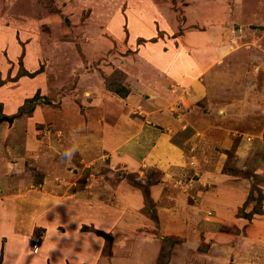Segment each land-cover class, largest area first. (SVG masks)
<instances>
[{
	"label": "rangeland",
	"instance_id": "rangeland-1",
	"mask_svg": "<svg viewBox=\"0 0 264 264\" xmlns=\"http://www.w3.org/2000/svg\"><path fill=\"white\" fill-rule=\"evenodd\" d=\"M129 1L132 0H0V29L3 30V26H6L9 21L12 26L16 27L15 31L18 30L17 27L19 26L25 29L23 31L28 37H32L31 33L36 31L38 37H34V45H30L29 48V52L32 53L30 63L34 68L32 72H36L37 75L41 73L43 87L49 93L48 97V95L42 93L40 87H36L37 89L34 88V92L25 94L27 91H24V86L15 87L16 84L13 82L19 79L16 75L23 71L25 65L24 49H21L22 53L19 58L14 62H10L7 58H4L7 51L0 48V79L2 80L0 98H7L10 103L17 106L14 114L3 116L11 117L9 122L11 124L15 117L33 111V105L31 109H23L22 105L26 104V107H29L30 104L27 105L25 100L32 97L36 92H39L41 96L36 101L41 104L42 112L49 115L48 119L37 126L38 154L36 153L35 156L27 155L24 148L22 149L24 152L20 153L26 154V157L23 155L15 158L16 160L10 159L9 161L18 162L16 169L22 175L25 171L33 173L28 184L26 183L28 186L22 185V189L24 188L22 195L25 194L29 202L32 198L28 195L29 193L36 194L40 200L46 201L48 206L46 204V206L41 207L43 212L49 210L50 207L53 208L54 204H65L66 207L68 204L72 205V199L75 198V204L72 208L76 211L78 220L81 222L78 227H76L77 225L69 226L71 230L65 233L68 240H70L69 242L75 243L74 245L77 246L80 245L79 251L77 250V254L71 255L73 258L68 257V255V258L64 256L67 259L64 262L57 261L58 256L56 259H54L56 256H53L54 261H56L53 264H79V262L84 264L79 258L85 248V254H91L94 261L95 259L98 261L96 264H110L109 258L111 256H113L111 264H152V258L157 255L153 254L155 248L159 251L158 249L162 244V238L159 237L158 231H155L154 235L144 234V236L132 237L133 232L130 230L124 236H121L120 233L126 231L118 228L116 232L120 235L117 234V237H112L104 229H98L93 219L94 216H97L96 209L100 202L104 205L109 203L116 207L118 211L115 212V215L117 217L122 214L121 209H119V207H122L120 206L121 203L115 202L116 200L112 198V195H114L112 190L116 181L126 180L128 187L137 188L143 194L142 183L147 180L154 181L153 183L163 180L164 174L156 166L157 162L152 165L145 164L140 169L135 168L136 166L133 169L128 163L126 166L121 164L119 169H112L109 166L108 151L103 147L102 138L105 134H113L114 127L102 128L101 130L105 133L100 136L101 130H88L86 123L78 130H75L74 127L75 129L63 128L61 131L60 128L53 126V123H51L53 122V116H57L61 110L63 112L71 110V113L75 112L76 115H85L89 120L93 121L95 119L98 121L96 116H98L101 105L96 107L98 104L97 98H99L103 88L110 91L105 86L104 77L106 78L107 75L117 69L123 71L125 58L133 55V53L136 54L135 57L132 56V59L135 64L138 63L142 58L141 52L143 50L139 44L145 41H149V43L156 42L158 36L163 37L165 35V39H168L165 40L166 44L158 42L155 43V46L158 48L159 45L163 44V48L169 47V51L175 48L173 53L168 55L169 60L173 58L175 51L186 47L187 42L183 40L188 39H184L180 35L184 33L181 31L185 27L186 15L183 6L188 0H153L167 10L164 15L150 14L147 13L148 10L137 11L139 15L144 13L149 19L147 23L151 24L149 26H153L157 30V35L153 37L151 35L144 39L143 37H137V29L128 27L126 16H128V6L131 8L132 4L128 5ZM145 1L149 3L151 0ZM226 1H229V6L232 9L234 8L233 3L238 4L236 12L241 8L242 12L243 9L248 10V14L244 15L246 18H241V15L236 17V13L230 10L232 22H230L228 29L231 38L234 40V43H232L235 47L233 51L235 57L234 60L214 66L216 68L213 70L211 78L207 80L209 99L212 102L225 99L229 102L249 103L254 107L253 114L258 116L257 120L247 121V124H244L245 127L241 128V131L244 130L243 133L245 134L242 133L238 138L231 139L232 144L228 149L219 145H212L207 142L206 138H185L187 143L181 151L183 154H188V163L168 168L166 179L163 180V185L166 187L163 186V188L167 189L166 197L170 200H177L178 195L183 199L185 198V204L189 212H191L190 208L197 205V212H205L211 215L204 203L196 199L194 193L185 194V192L190 193L192 189L194 191L195 189L212 187V182L206 185L209 181L207 179L209 173H212L215 177L220 176L226 179L245 178L247 184H249L247 202L238 207L237 213H234V215L236 214L238 218H245L250 221L255 215L264 211V0ZM134 2L136 5L143 7L142 0H134ZM133 7L138 9L135 5ZM144 21L146 22V19ZM36 23L38 24L37 28ZM2 30H0V35L1 32H4ZM15 31H13V36ZM17 33H19V30ZM4 34L7 37L2 39L6 41L10 33L7 31ZM174 36L179 37L176 42L177 48L175 43L170 40ZM164 49L160 50L162 52L161 59L167 55ZM139 50L141 52L138 53ZM157 52L159 51L154 53ZM181 52L183 58L181 65L185 67L186 57L184 52ZM61 53L62 56L64 53L63 59L60 56ZM57 54L59 59L52 61V55ZM177 61L180 62V60ZM27 63L29 62L27 61ZM151 64H153L152 68H156V71L161 70L156 65L155 67L154 63L150 62V64L146 63L145 65L142 63L140 67L136 66L139 74L144 76L143 74L150 70ZM127 66H130V64H127ZM138 70L135 69V71ZM84 72H91V74L84 75ZM157 73L160 74L158 71ZM132 75L134 76L133 80L125 81V77L123 82L132 91L128 97L131 99L125 101V103L134 104L132 108L130 107L129 114L137 117L141 115V122L147 127L171 134L176 132L172 122L174 119L181 123L187 121L185 112L191 107L188 100L191 89L183 87L181 97L177 101L176 99L170 100V105L167 104L168 113L167 111L164 112L162 108L156 112L144 107L142 104L146 96L147 98L153 96L154 99L155 95H149V93L142 97L138 95L140 88L135 87L133 83L134 80L137 81L139 78L135 77L136 74ZM34 76L28 77L33 79ZM95 77L100 84L93 89L92 94L85 93L82 87L83 84L93 78L95 79ZM28 86L30 87V85ZM85 86L88 87L89 84H85ZM222 90H226L228 93H224ZM136 100L140 102V107H135ZM43 103L51 106L47 105L45 107L46 105H42ZM0 104V110H2L3 105L1 102ZM73 108L74 110H72ZM197 108L200 107L197 106ZM163 112L169 115L170 122L162 119ZM199 112L200 115L206 113L201 108ZM157 113L161 116V121H157ZM135 124H138V120ZM120 134L122 132L117 133L112 138H121ZM77 138H83L84 141H77ZM240 142H246L243 144L244 147L239 148L242 145ZM65 153H70V156L66 157ZM142 155L140 152L139 156ZM124 162L128 161L125 160ZM222 180L221 182H223ZM109 182L110 187L106 188L104 185ZM151 185H149V188ZM123 188L124 184L118 186L121 191H124ZM106 189H108V192ZM182 191L185 192L182 193ZM250 192L252 193L251 199H249ZM11 193L18 194L19 192L16 190ZM254 210L260 212L252 213V215L251 212ZM105 214L107 216L109 213ZM47 216L43 215L41 221L47 222ZM66 217L72 218L67 213ZM202 221L207 222L206 219ZM218 225L213 222L202 225L199 223L196 228H190L186 235L173 232L170 238L173 239L174 245L168 264H232L229 263V259L232 257L231 255L227 257V251H218V245H211V237L213 231L231 234L234 226L229 221H220ZM25 226L16 228L18 235L12 241V237H9L6 228H0V264H50L48 260L52 256L47 257L49 250L46 249V238L42 235L45 228L40 224L33 223L25 224ZM63 228L67 229L68 226H63ZM244 228L245 226L237 230L234 228L236 231L234 233L238 234ZM71 231L76 233L78 238L73 237L74 234L70 235ZM151 237L157 238V241L148 242L147 239ZM36 239H39L38 248L32 249L31 245ZM82 245H85V248H82ZM9 248L11 249L10 252L8 251ZM210 251H215L216 256H211V254L208 257L207 254ZM85 254L83 253V257H85ZM207 260H210V263H207ZM233 263L237 264L234 261Z\"/></svg>",
	"mask_w": 264,
	"mask_h": 264
},
{
	"label": "crops",
	"instance_id": "crops-1",
	"mask_svg": "<svg viewBox=\"0 0 264 264\" xmlns=\"http://www.w3.org/2000/svg\"><path fill=\"white\" fill-rule=\"evenodd\" d=\"M150 2L148 3L142 0L143 7L136 5L134 0L128 3V5L132 3L130 6L131 8L128 6V16H126L128 19V27L137 29V37H143V39L151 35L152 37L157 35V30L154 29L153 26H149L151 24L147 23L149 19L144 13L139 15L137 11L141 12L148 10L147 13L154 15H164L167 11L161 7L157 1L154 2L151 0ZM154 4L156 5L153 6ZM133 5L137 6L138 9L134 8ZM237 5L238 4L233 3L234 8L232 9L229 6V1L226 0H188L183 6V11L186 15L184 22L185 29L183 28L181 32L184 33L180 35V37L188 39L183 40L187 42L185 48L175 51V55L169 60L168 55L173 53L175 48L169 51V47H165V50L163 44H166L165 40L167 38L165 39V35V37L158 36L156 42L149 43V41H145L139 44L140 47H142L141 49H143L142 52L141 50L138 51V53H142V58L139 60L141 63L139 61L136 64L134 63L132 56L135 57L134 55L136 53L127 56L124 60L125 66L122 69L126 73L125 81L133 80L134 76L132 74H136L135 77H138L139 80H134L133 84L135 87L140 88V93H138V95H141V97L147 93H149V95H155L154 99L153 96L151 98H147L146 96V99L142 101L144 107L153 111L157 112L158 109L160 110V108H162L164 112L167 111L168 113L167 104L170 105V100L176 99L177 101V99L181 97V94H183V87L191 89V94H189L190 97H188L191 107L185 112L187 121L181 123L174 119L172 122L176 132L171 134L147 127V125L142 124L141 115L137 117L129 114L130 107L132 108V106H134V104L130 102L125 103L127 99H131L128 98L129 94L132 93L129 86L127 87L130 91L124 98L108 90H104V88L101 90L100 96L97 98L98 104L96 106L99 107V105H101V107H99L98 116H96L98 121L95 119L93 121L89 120L85 115H76L75 112L71 113V110L67 112L61 110L58 112L59 114H57V116H53V122L51 123H53V126L60 128V131L63 128H76L75 130H78L84 123H86L88 130L92 131H100L105 127H107V129H109V127H114L115 130L113 134L107 133L108 135L105 134L107 137L105 138V136H103L102 138L103 147L108 151L107 157L110 160L109 166L116 170L119 169L121 164L126 166L128 163L133 169L135 166V168L140 169L141 166L145 164L152 165L157 162L156 166L163 171V180L166 179L168 168L188 163V154H183L181 151L187 143L185 138H206L208 143L228 149L232 144L231 139L238 138L239 135L243 133L244 130L241 131V128L245 127L244 124H247L249 120L256 121L258 117L256 114H253L255 111L253 109L254 107L249 103L229 102L225 99L218 101L214 100L212 102L209 99L207 80L211 78L213 70L216 68L214 66L234 60L235 57V53L233 52L235 48L233 46L234 40L231 38L228 29L230 22H232L230 10L236 13V17L241 15V18H246L244 15L248 14V10L245 11V9H243L242 12L241 8L236 12L238 9ZM136 14H138V16H136ZM143 18L146 19V22ZM11 24L12 23L8 21L7 25L3 26L4 32H1L0 35V48L7 51V55L4 58H7L10 62H14L21 56L22 50L24 49L23 52L26 56L24 58V69L28 72H32L34 68L31 65L32 63H30L32 53L29 52V48L30 45H34V37L37 36L36 31L31 33L32 37H28L23 31L25 29L19 26L17 27L19 33H17L18 30L15 31L16 27ZM35 26L37 28L38 24L36 23ZM7 31L10 34H7L8 38L4 41L2 38L6 39L7 36L4 33ZM13 31H15L14 36ZM170 40L175 43L176 47V42L179 40V37L174 36V38ZM158 42H163V44L161 46L159 45L157 48L155 43ZM151 44H153V46H151ZM177 46L179 47V45ZM162 49L167 53V55L164 54L165 56L163 59H161L162 52L160 51ZM155 51L159 52L154 53ZM181 51L184 52L186 57L185 67L181 65L183 59ZM52 56V61L59 59L58 54ZM60 56L63 59L64 53L63 56L62 53ZM177 60H180V62L178 63ZM27 61L29 63H27ZM150 62L161 69L157 70L160 74L157 73L156 68H152L153 64H151L150 70L144 73V76L140 75L136 66L140 67L142 63L145 65L146 63L150 64ZM127 64H130V66H127ZM162 65L164 66L163 68L161 67ZM98 69L100 70L101 68ZM135 69L138 71H135ZM88 73L91 74V72H84V75ZM40 74L41 73L38 75L36 74L33 79L27 75H23L13 83L17 85L14 84L17 88L18 86H24V91H27L25 94L34 92V88L40 87L42 93H45L44 95H48L49 97V93L43 87ZM85 84H89V86L87 87ZM85 84L82 86L84 92L92 94L94 91L93 89L100 83L97 82L95 77V79L93 78L85 82ZM28 85H30V87ZM87 89L89 91H85ZM222 91L228 93L226 90ZM42 93L41 95H43ZM0 102L3 105L1 111L4 115H12L16 112L17 106L10 103L7 98H0ZM35 103L33 104V111L15 117L11 124L5 120L0 122V226H2L0 228H6L9 237H12V241L13 238H17V227H26L25 224L28 225L32 223L40 224L45 228L42 235L46 238V249L47 251L49 250L47 257H50V255L52 256L48 261L50 264H53L56 262L54 259H56L57 256V261L64 262L67 260L64 256L67 257L68 255V257L70 256L73 258L71 255L77 254L80 245L77 246L74 245L75 243L72 244L69 242L70 240H68L65 233L71 230L69 226L77 225L76 227H78L81 222L78 220L76 211L72 208L75 204V198L72 199V205L68 204L66 207L65 204H54L53 208L50 207L49 210L47 209L42 212L41 207L46 206V204L48 206L46 201L40 200L36 194L33 195L29 193L28 195L33 198V200H31V198V202H29L28 197H26L25 194L22 195V192H24L22 185L25 184L24 186H28L26 183L28 184L33 173L25 171L22 175L20 171L16 169L18 162H10L9 160L23 155L26 157V154L35 156L38 152L37 126L39 123L48 119L49 115L42 112V106H40L41 104H39V102ZM139 104L140 102L136 100L135 107H140ZM42 105H46L45 107H47V105L51 106L47 103H43ZM197 106L205 110L206 113L200 115V108H197ZM72 110H74V108ZM164 112L162 114V119L170 122L171 119L169 115ZM156 118L157 121H161V116L158 113L156 114ZM136 120H138V124H135ZM121 132V138H112L116 136L117 133ZM104 133L105 132L101 130L100 136ZM77 141H84V139L77 138ZM240 143H242V145H240L239 148H242L244 147L243 144L246 142ZM2 146L3 148H1ZM24 148L27 152L26 154H21L20 152H24L22 150ZM140 152L143 154L141 157L139 156ZM125 160L128 162H124ZM169 165L171 166L168 167ZM9 169H11V171H9ZM207 179L209 181H207ZM207 179L206 185L212 182V187L195 189L194 191L192 189L190 193L185 191H182V193H194L196 199L204 203V206L207 207L206 209L208 212H211V215L205 212H197V205L194 208H190L191 212H189L185 204V198L183 199L180 195L176 197L178 198L177 200H170L166 197L167 189L163 188V186H165L163 185L164 181L158 180L149 188L152 201L155 205V212L159 220V227H157L151 216L144 211L145 209L143 210L145 207V199L142 192L137 188L128 187L126 180H121L115 182V186H113L112 190V193H114L112 198L116 200L115 202L121 203L120 206L124 208L119 207L122 214L117 217L115 215V212L118 211L116 207L109 203H107V206L100 202L96 209L97 216L93 217L94 224L97 225L98 229H104L107 233H110L112 237H117L116 235L118 233L116 230L121 228L123 231H126L120 233L121 236H124L129 230L133 232L132 237L137 235L144 236V234L154 235V232L158 231L159 237L162 238L165 236H172L173 232L186 235L190 228H196L199 223L202 225L204 223L213 222L218 225L220 221H229L232 222L235 230L245 226L244 230L239 231L238 234L234 233L236 232L234 228H232L231 234L222 231H213L211 238L214 241L211 240V245H218V251H227V257H230V255L232 257L229 259V263L234 264V261L237 262V264H264V211L255 215L250 221L245 218H238L236 214L234 215V213H237L238 207L246 201L249 193V184H247L246 179L240 177H237V179H226L220 176L215 177L212 173L208 174ZM221 180L223 182H221ZM120 184H124V191L118 189ZM104 186L106 188L110 187V182ZM16 190L19 192L18 194L11 193ZM168 190H170V188H168ZM106 191L108 192V189H106ZM154 192H156V194H154ZM66 213L71 215L72 218H67ZM105 213L109 214L106 216ZM43 215L52 217L47 216L48 221L43 222L41 221ZM203 219H206L207 222L202 221ZM6 224L7 226H5ZM63 226H68L67 229L69 230L64 229ZM145 229L147 230L145 231ZM70 235L78 238L77 234L73 233V231H71ZM147 241H157V238L151 237L147 239ZM82 246V248H85V245ZM85 250L86 248L84 252L80 254V261H83L84 264L98 263L96 259L95 261L97 262L94 261L91 254L86 255ZM8 251L10 252L11 249L9 248ZM83 253L85 257H83ZM153 254H158L156 248ZM210 255L216 256V252L210 251L207 256L209 257ZM53 256L56 257L53 259ZM156 257L152 258V264H154ZM109 259L111 264L113 256ZM207 261V263H210V260ZM79 264L81 263L79 262Z\"/></svg>",
	"mask_w": 264,
	"mask_h": 264
},
{
	"label": "trees",
	"instance_id": "trees-1",
	"mask_svg": "<svg viewBox=\"0 0 264 264\" xmlns=\"http://www.w3.org/2000/svg\"><path fill=\"white\" fill-rule=\"evenodd\" d=\"M34 74H36V72H28L27 70H25L23 68V71L19 74H17V77H20L22 75H27V76H34ZM126 77V73L122 70H115L114 72H112L111 74L107 75V77H104V82H105V86L107 89H109L110 91H112L113 93L119 95L120 97H126L130 91V89L124 85V80ZM2 83V80L0 79V84ZM39 92H36L32 97L26 98L25 102L27 103V105L30 104L29 107H26V104L22 105L23 109H31V106L34 104V102L36 100H38L39 98ZM41 98V96H40ZM39 98V99H40ZM1 107V104H0ZM4 114L1 112L0 110V117H2ZM154 181H150L147 180L145 183H142L141 186H143V194H144V199H145V211H147V213L151 216V218L153 219L154 223L156 224L157 227H159V220L157 217V214L155 212V207L154 205H152L153 201L150 195V191H149V185L153 184ZM156 182V179H155ZM252 193L250 192L249 194V199H251ZM247 202V201H245ZM259 210H254L251 212V214L253 213H259ZM252 214V215H253ZM250 216V215H249ZM251 218V216H250ZM105 235V233H103ZM161 246L159 248L156 260L154 262V264H168L169 259H170V255H171V250L172 247L174 245V241L173 239L170 238V236H165L162 237V242H161ZM165 245V247H164Z\"/></svg>",
	"mask_w": 264,
	"mask_h": 264
},
{
	"label": "built area",
	"instance_id": "built-area-1",
	"mask_svg": "<svg viewBox=\"0 0 264 264\" xmlns=\"http://www.w3.org/2000/svg\"><path fill=\"white\" fill-rule=\"evenodd\" d=\"M38 240L39 239H36V241L32 243V245H31L32 249L38 248V245H39V243H38L39 241Z\"/></svg>",
	"mask_w": 264,
	"mask_h": 264
},
{
	"label": "water",
	"instance_id": "water-1",
	"mask_svg": "<svg viewBox=\"0 0 264 264\" xmlns=\"http://www.w3.org/2000/svg\"><path fill=\"white\" fill-rule=\"evenodd\" d=\"M4 120L10 122L11 121V117H8V116L0 117V121H4Z\"/></svg>",
	"mask_w": 264,
	"mask_h": 264
},
{
	"label": "clouds",
	"instance_id": "clouds-1",
	"mask_svg": "<svg viewBox=\"0 0 264 264\" xmlns=\"http://www.w3.org/2000/svg\"><path fill=\"white\" fill-rule=\"evenodd\" d=\"M74 151V150H73ZM65 156L66 157H69L70 156V153H65ZM9 171H11V169H9Z\"/></svg>",
	"mask_w": 264,
	"mask_h": 264
}]
</instances>
